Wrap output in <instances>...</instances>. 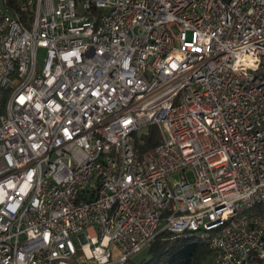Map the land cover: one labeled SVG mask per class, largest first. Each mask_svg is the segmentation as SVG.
Segmentation results:
<instances>
[{
  "label": "built area",
  "instance_id": "1",
  "mask_svg": "<svg viewBox=\"0 0 264 264\" xmlns=\"http://www.w3.org/2000/svg\"><path fill=\"white\" fill-rule=\"evenodd\" d=\"M165 228L264 264V0H0V264H127Z\"/></svg>",
  "mask_w": 264,
  "mask_h": 264
},
{
  "label": "trees",
  "instance_id": "2",
  "mask_svg": "<svg viewBox=\"0 0 264 264\" xmlns=\"http://www.w3.org/2000/svg\"><path fill=\"white\" fill-rule=\"evenodd\" d=\"M22 0H4L5 4L16 7ZM135 148L140 155L154 149L162 141L156 125H148L133 136ZM149 257L139 263L131 258L127 264H211L214 253L204 241L187 233H175L162 229L147 245Z\"/></svg>",
  "mask_w": 264,
  "mask_h": 264
},
{
  "label": "rangeland",
  "instance_id": "3",
  "mask_svg": "<svg viewBox=\"0 0 264 264\" xmlns=\"http://www.w3.org/2000/svg\"><path fill=\"white\" fill-rule=\"evenodd\" d=\"M45 57H46V50L42 49V48L39 49V65L40 66H42L44 64ZM189 175H190V178H192V174H189ZM74 241H75L76 245L78 246L79 243H78L76 236H74ZM148 257H149V246H146L141 251L135 253L131 257V261L134 263H139L142 260L147 259Z\"/></svg>",
  "mask_w": 264,
  "mask_h": 264
}]
</instances>
